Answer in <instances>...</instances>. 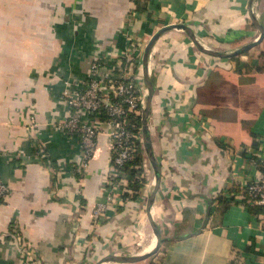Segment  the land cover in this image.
<instances>
[{
	"label": "crops",
	"instance_id": "0c3cea01",
	"mask_svg": "<svg viewBox=\"0 0 264 264\" xmlns=\"http://www.w3.org/2000/svg\"><path fill=\"white\" fill-rule=\"evenodd\" d=\"M248 8L249 0H0V176L8 187L0 264H95L109 253L153 249L151 162L143 150L140 196L122 203L119 188L122 207L95 222L111 156L108 125L96 123V152L77 175L80 141L56 128L70 114L62 92L86 79L94 61L112 73L130 45L143 53L169 25L188 26L211 50L254 42L259 31ZM251 9L264 27V0ZM235 57L258 61L259 70L237 73L231 58L202 53L180 29L153 44L148 123L160 185L151 217L163 242L144 260L101 264H264L262 215L241 202L242 188L261 174L243 149L264 157V35ZM233 185L241 191L231 203L218 202Z\"/></svg>",
	"mask_w": 264,
	"mask_h": 264
},
{
	"label": "built area",
	"instance_id": "2783aa9c",
	"mask_svg": "<svg viewBox=\"0 0 264 264\" xmlns=\"http://www.w3.org/2000/svg\"><path fill=\"white\" fill-rule=\"evenodd\" d=\"M141 50L130 45L120 74L114 70L112 73H104L103 65L94 61L90 65L88 77L75 81L61 95L70 108V114L58 122L56 128L67 135L78 137L80 141L83 162L74 169L77 175H83L87 163L94 156L100 133L96 123L102 120V116L106 117L102 121L108 125L111 156L104 176L103 200L96 203L92 210V218L97 223L104 219L106 211L120 203L116 197L120 188L117 183L119 169L135 156L138 146L143 148L141 127L137 124L143 102L142 82L137 76ZM255 155L264 169V157ZM247 159L255 165L251 154L247 155ZM245 186L248 203L264 210V170L259 178ZM7 193L8 187L0 176V203ZM262 225L264 228V218Z\"/></svg>",
	"mask_w": 264,
	"mask_h": 264
},
{
	"label": "water",
	"instance_id": "95a60500",
	"mask_svg": "<svg viewBox=\"0 0 264 264\" xmlns=\"http://www.w3.org/2000/svg\"><path fill=\"white\" fill-rule=\"evenodd\" d=\"M252 1L253 0H249L248 15H249L251 22L257 27L259 31V36L254 42L243 45L234 51L223 52V51L211 50V49H207L203 47L197 41L193 31L184 24H173L167 27H163L160 30H158L154 35H152V37L146 43L143 49L142 59H141L142 76H143V79H142L143 102H142L140 123H141V137H142L143 150L148 160L151 162V165L154 171L152 185L150 186L147 199H146V214L148 216V220H149L150 226L154 234L155 244H154L153 249H151L147 253L135 255V256L109 253L105 255L104 257L100 258L98 261H96L95 264H101L106 261H114V262H121V263L138 262L156 253L160 244L163 242V238H161L160 229L151 217V207L153 205V202L155 200V197L159 190V185H160V167L153 155L152 145H151L150 136H149V123H148L149 116H150V110H151V99H152V95L154 92V87L151 81L149 67H148L149 55L153 47V44L163 32L170 30V29H180V30H183L187 34V36L190 38V40L196 46V48L206 55L227 59V58H232L240 54H243L244 52L248 51L250 48L256 46L264 35V27L257 22V20L255 19L252 13V9H251Z\"/></svg>",
	"mask_w": 264,
	"mask_h": 264
},
{
	"label": "trees",
	"instance_id": "16d2710c",
	"mask_svg": "<svg viewBox=\"0 0 264 264\" xmlns=\"http://www.w3.org/2000/svg\"><path fill=\"white\" fill-rule=\"evenodd\" d=\"M136 1V0H135ZM232 68L235 70L237 73H247L251 72L254 70H259V62L253 60L252 58H249L247 61H242L240 57H233L230 59ZM123 60L119 64H114V72L115 73H121L122 66H123ZM102 120H105L106 117L102 116ZM137 124L139 127H141L140 123V117L137 118ZM222 150L226 149L227 146H225L223 143L219 144ZM258 144L256 141L253 142L252 147L254 149H257ZM228 148V147H227ZM229 150V148L227 149ZM142 153H143V148L138 146L137 153L135 156L128 161L123 167L119 169V172L117 174V183L119 184V187L121 188V194H120V199L123 202H126L128 200H135L137 199L140 194L141 190L147 183V179L145 178V172L143 170V158H142ZM248 153L246 149L244 148L242 151V156L247 157ZM251 158L255 161V167L263 171V167H261L260 160L257 158L255 154H251ZM246 187V186H245ZM245 187L242 188V191L238 188V186L233 185L230 187L227 191V194L229 195V198H226L224 196H219L217 201L218 202H224L226 204H230L232 198H234L235 194L241 191V196H242V204L245 205L250 212L254 214H261L262 219L264 218V210L256 206L252 203H248L249 196L245 190ZM121 205H117V209L115 208V211L118 212L119 209L122 207ZM107 220V219H105ZM102 223V222H101ZM151 264H157L155 262H152Z\"/></svg>",
	"mask_w": 264,
	"mask_h": 264
}]
</instances>
